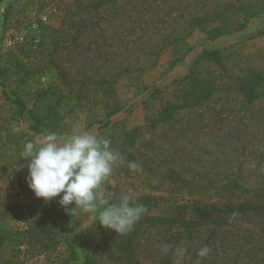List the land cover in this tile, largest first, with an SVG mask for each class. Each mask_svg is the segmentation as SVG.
I'll list each match as a JSON object with an SVG mask.
<instances>
[{
	"label": "rangeland",
	"instance_id": "rangeland-1",
	"mask_svg": "<svg viewBox=\"0 0 264 264\" xmlns=\"http://www.w3.org/2000/svg\"><path fill=\"white\" fill-rule=\"evenodd\" d=\"M250 4L264 0H0V264H83L85 237L90 264H127L119 246L138 225L136 264H264L262 219L192 230L156 220L189 218L198 203L236 202L227 187L235 181L264 187V85L251 104L225 88L154 123L168 102L182 103L192 71L225 87L231 83L225 76L240 70L264 75V16L240 28L243 17L235 12ZM229 15L221 27H232L230 33L211 38ZM206 50L221 52L223 70L200 59ZM5 94L29 109L46 104L62 121L50 114L49 126L36 133ZM45 133L110 140L121 160L103 194H114L110 203L128 194L158 206L121 235L99 224L102 207L69 212L60 197L37 199L23 152ZM204 245L210 252L200 258Z\"/></svg>",
	"mask_w": 264,
	"mask_h": 264
},
{
	"label": "clouds",
	"instance_id": "clouds-1",
	"mask_svg": "<svg viewBox=\"0 0 264 264\" xmlns=\"http://www.w3.org/2000/svg\"><path fill=\"white\" fill-rule=\"evenodd\" d=\"M23 155L29 160L28 187L37 199L49 202L60 197V205L69 212L77 208L95 212L102 207L99 224L121 235L130 232L146 211L143 204L135 203L128 194L113 203H110L113 193L103 194L104 182L121 160L106 138L88 134L61 138L48 133L42 142L26 143ZM128 167L138 170L135 163ZM69 205L75 207L69 209ZM209 252V247L204 245L197 255L206 258Z\"/></svg>",
	"mask_w": 264,
	"mask_h": 264
},
{
	"label": "trees",
	"instance_id": "trees-1",
	"mask_svg": "<svg viewBox=\"0 0 264 264\" xmlns=\"http://www.w3.org/2000/svg\"><path fill=\"white\" fill-rule=\"evenodd\" d=\"M103 4V3H102ZM96 6L98 7L99 5ZM235 12H238L241 17H243V23L240 24V28L245 27L248 22L260 16H264V5L250 4L236 7ZM223 15L219 14L218 17ZM233 16V15H231ZM231 16H226L220 19L222 24L215 26L210 33L211 38H216L230 33L232 27L225 26L227 21H232ZM215 20V19H214ZM204 18L195 19V24H200L204 27ZM213 22V21H210ZM201 60L213 61L216 64L221 65L222 70L225 68L222 65L221 52L217 50H206L203 52ZM227 72V69H225ZM226 78L231 80L228 87L222 86L221 82L216 83L214 77L210 79L197 78L195 72L192 71L188 76L190 81L189 88L182 93V103L168 102L162 111L159 113V117L154 121V123H159L162 121L169 120L173 117L174 113L180 109L195 107L200 103L208 100L217 91L228 88L241 95L248 104H251L258 100L261 96V88L264 85V75L262 72L246 69L240 70L236 75H226ZM225 78V79H226ZM108 81L102 80L99 84H108ZM6 99L10 100L16 105L18 114L23 118L27 119L29 127L32 131L36 133L44 132V128L49 126L48 120L53 114L54 122L59 123L62 121L60 114L55 112L51 107L44 104L36 109H29L26 103L21 99H12L9 95L5 94ZM51 114V115H50ZM48 134V133H45ZM137 135V130H132L128 134L127 142L128 144H133L135 137ZM130 160L135 162V159L130 155ZM227 187H229V194L237 198L236 202L227 203L223 205L217 204H201L198 203L194 206L192 215L189 218L183 217H169V218H158L160 223L179 224L187 229H196L204 227H224L233 226L234 221L241 217H253L255 219L264 220V187L258 190H250L242 187L237 181L232 182ZM135 203L143 204L148 209H153L158 206L155 200H145V199H133ZM153 220V219H152ZM155 220V219H154ZM136 230L131 236H127L123 239L122 245L119 246V250L122 252L121 258L127 264H136V258L134 255V241L138 234L140 233L141 227L138 225L135 227ZM72 231L69 229L67 234H71ZM73 234V233H72ZM71 234V235H72ZM12 242H15L14 235L7 236ZM84 246L86 247L85 255L82 259L83 264H90L92 260V254H90V249H92V242L90 239H84ZM14 245V244H13ZM4 246V239L0 238V249ZM118 249V248H117ZM7 264H17L15 262H8Z\"/></svg>",
	"mask_w": 264,
	"mask_h": 264
}]
</instances>
